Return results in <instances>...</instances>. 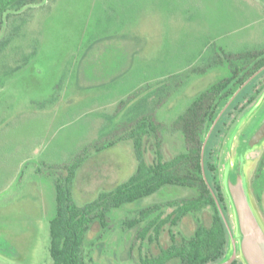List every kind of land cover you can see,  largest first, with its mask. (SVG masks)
Wrapping results in <instances>:
<instances>
[{"label": "rangeland", "instance_id": "374dc122", "mask_svg": "<svg viewBox=\"0 0 264 264\" xmlns=\"http://www.w3.org/2000/svg\"><path fill=\"white\" fill-rule=\"evenodd\" d=\"M2 21L0 264L52 263L55 179L66 165L82 160L75 204L93 201L136 171L125 126L147 114L161 124L163 158L175 155L183 149L174 129L178 115L242 65L240 57L264 55V0H37L8 10ZM262 96L214 139L221 180L244 135L263 120ZM245 150L247 191L264 226V139ZM154 151L147 148L146 158ZM186 197V190L167 187L112 208L107 227L86 232L84 263L136 264L167 247L170 232L189 235L197 218L207 223L206 210L165 223L157 239L153 229L138 235L151 217H166L170 202ZM147 206L154 212L141 218ZM229 219L234 230L231 206Z\"/></svg>", "mask_w": 264, "mask_h": 264}, {"label": "trees", "instance_id": "16d2710c", "mask_svg": "<svg viewBox=\"0 0 264 264\" xmlns=\"http://www.w3.org/2000/svg\"><path fill=\"white\" fill-rule=\"evenodd\" d=\"M36 1L0 0V25L8 10L19 9ZM240 58H243L242 65L235 67L229 76L223 77L200 93L178 115L174 129L181 133L183 149L175 155L163 158L160 149L161 124L146 114L125 126L123 130L122 138L132 142L137 160L135 173L126 181L109 191L100 192L93 201L79 206L73 201L72 187L82 160L76 159L66 165L65 173L55 179L56 210L49 223L51 264H85L82 247L84 236L90 228L94 225L107 227L108 212L112 208L138 201L167 187L184 189L187 191V197L170 202V213L164 218L157 215L151 217L138 235L142 237L145 230L153 229L157 239L159 230L165 223L177 225L184 217L198 211H207V223L200 222L197 218L192 232L180 238L170 232V243L167 247L154 254L141 256L136 264H213L226 256L229 237L209 186L229 222L230 203L224 191L213 142L217 136L223 135L222 126L226 125L225 132L229 131L238 115L256 103L264 90V85L256 88L264 78V70L238 92L212 129L203 155L204 174L209 186L202 174L201 147L207 131L224 104L234 91L264 64L262 58L248 67V59ZM114 142L109 141L103 147ZM147 148L155 149V156L147 159ZM154 209L155 206L140 209V217L152 215ZM231 264L244 263L237 258Z\"/></svg>", "mask_w": 264, "mask_h": 264}, {"label": "water", "instance_id": "95a60500", "mask_svg": "<svg viewBox=\"0 0 264 264\" xmlns=\"http://www.w3.org/2000/svg\"><path fill=\"white\" fill-rule=\"evenodd\" d=\"M264 69V65L256 72L250 75L231 95L228 101L221 108L219 113L214 118L209 130L207 131L202 147H201V168L205 182L208 184L207 178L204 174L203 167V155L207 140L214 128L219 117L224 110L228 107L230 102L238 94V92L260 71ZM264 98V93L263 96ZM264 135V121L254 133L248 145L252 147L259 138ZM246 146L241 147V151L236 159L235 163H228L224 176L222 179L224 191L229 200L235 228L231 227L230 222L226 218L219 201L209 186L211 193L213 194L215 204L219 211V214L225 224L228 237H229V250L226 256L219 262L213 264H231L235 259L240 258L244 264H264V226L260 221L254 207L250 201L246 178L243 171V154L246 152Z\"/></svg>", "mask_w": 264, "mask_h": 264}, {"label": "flooded vegetation", "instance_id": "af4514ba", "mask_svg": "<svg viewBox=\"0 0 264 264\" xmlns=\"http://www.w3.org/2000/svg\"><path fill=\"white\" fill-rule=\"evenodd\" d=\"M244 57H246V58L248 59V61H247L248 63L251 62V64L248 65V67H250V66H252L254 63H257L260 59L264 58V55L256 54V52H252V53H249L248 55H246V56H244ZM250 58H253V59H250ZM263 65H264V64H263ZM263 65H262V66H263ZM262 66H261V67H262ZM261 67H259V68H261ZM259 68H258V69H259ZM258 69H257V70H258ZM257 70H256V71H257ZM263 70H264V69H263ZM263 70H262V71H263ZM256 71H254V72H256ZM262 71H260V73H261ZM254 72H253V73H254ZM253 73H252V74H253ZM260 73H259V74H260ZM252 74H251V75H252ZM256 75H257V74H256ZM256 75H255V76H256ZM255 76H254V77H255ZM254 77H253V78H254ZM263 85H264V78L262 79V81L259 82V84H258V86H256V88H258V87L260 88V87L263 86ZM256 88H254V90H255ZM263 93H264V90L260 93L259 98L263 95ZM259 98H258V99H259ZM258 99H257V100H258ZM256 102H257V101H256ZM263 103H264V98L262 99L261 104H263ZM255 104H256V103H255ZM255 104H254V105H255ZM263 113H264V111H263ZM263 121H264V117H263L262 122L258 125V127L255 128V130H253L252 132L247 133V134L244 135V141H245V143H243L242 145H244V146L248 145V142L251 140V138L253 137L254 133L257 131V129H258L259 126L263 123ZM225 127H226V126H225ZM221 128H224V126H222ZM263 139H264V135H263L261 138H259L258 141H257L255 144H252V147H254L256 144H259ZM246 147H248V146H246ZM252 147H251V148H252ZM263 170H264V167H262V169H261V173H262V175H263V173H264ZM262 171H263V172H262ZM262 179H263V178H261L260 180H262Z\"/></svg>", "mask_w": 264, "mask_h": 264}]
</instances>
